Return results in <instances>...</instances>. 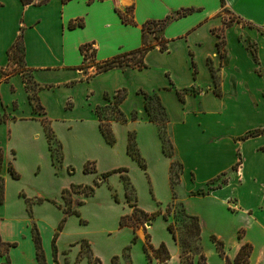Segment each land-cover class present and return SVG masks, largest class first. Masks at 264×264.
I'll return each mask as SVG.
<instances>
[{
  "label": "crops",
  "instance_id": "0c3cea01",
  "mask_svg": "<svg viewBox=\"0 0 264 264\" xmlns=\"http://www.w3.org/2000/svg\"><path fill=\"white\" fill-rule=\"evenodd\" d=\"M225 2L241 21L224 23L221 0H0V264H40L35 226L45 264H56L52 237L58 217L69 215L62 190L84 181L56 173L44 123L60 144L64 166L76 169L80 162L78 168H83L94 159L103 170L134 167L127 151L129 133L149 174H156L159 163L168 183L176 160L180 200L204 227L206 263L226 264L207 240L213 233L224 241L230 261L243 242H250L248 264H264V132L244 137L264 129V0ZM126 7L134 24L118 12ZM190 7L194 10L160 31L166 49L149 35L154 47L145 53L143 68L97 71V63L140 47L146 20ZM83 45H89L84 52ZM26 76L36 86L35 104ZM118 90L125 91L118 105L124 121L113 118L111 109ZM98 107L104 108L113 143L100 129ZM156 109L166 117L172 157L163 150L157 121L150 119ZM33 156L51 164L42 174L46 184L39 187L23 179ZM109 160V167H102ZM73 194L72 201L83 198ZM37 197L42 203L28 208L27 199ZM193 201L204 202V210L192 208ZM44 210L49 213L42 214ZM227 216L241 221L238 225L246 229L242 239ZM135 231L144 241V227ZM164 240L170 252L167 264H182L178 242ZM159 242L152 239L155 247ZM57 264H63L60 255Z\"/></svg>",
  "mask_w": 264,
  "mask_h": 264
},
{
  "label": "rangeland",
  "instance_id": "374dc122",
  "mask_svg": "<svg viewBox=\"0 0 264 264\" xmlns=\"http://www.w3.org/2000/svg\"><path fill=\"white\" fill-rule=\"evenodd\" d=\"M223 14L226 20L237 19L236 16L230 12V10ZM261 19H263V17ZM250 48L254 49V45H251ZM25 82L30 91V98L35 104L34 90L36 86L27 76ZM151 117L153 120L157 121L159 125H166V117L161 110L156 109L151 112ZM165 131L168 136L166 128ZM53 147L56 148L55 154L60 155V150L56 143H53ZM138 153L142 159L144 167H142L133 157V159H135L134 167L130 168L129 166H122L124 169L123 172L103 170L100 166L97 167V162L94 159L86 160L84 162V165L87 162H93L94 168L89 171H85L84 166L83 168H78L80 166V162L77 164L76 169L73 164L70 167L67 166V164L64 166V164H62V161L64 160H62L61 153V160L60 162H57L54 167L56 173L58 175H62L63 171L69 176H80L84 179V181H86H83V184L81 185H91L94 187V190L88 200L77 206L78 214H61L58 217V224L54 231V234L56 233V237L54 242H51L53 246V258L56 264L58 262L59 255L63 264H90L87 257V247L81 246L79 242L81 240H85L89 243L90 253H92V256L97 257L101 264H152V261L156 258L152 257V259L149 260L146 255L144 249L146 234H148L147 241H149L151 245L152 239L160 241L158 246L161 242L165 244L164 238L174 241L173 234L169 229L170 224L173 225L178 239L180 241H186L184 246L187 249L189 247L192 249L194 248V242H190L187 237L188 224L190 220L184 216L181 209V206H183L184 211L188 213L185 209L186 206L183 204V201L180 200L183 191L179 186V172L178 176L174 178L170 177L168 183H165L167 182L166 177L164 176V171L160 168V164H156V174L151 175L148 171L146 159L139 151ZM73 162L76 165L77 160L74 159ZM108 162H110V160L104 162V166H101L109 167ZM48 166L51 167L49 161ZM48 166H46L41 159L36 158L35 156L31 157V159L27 160L25 164L23 179L33 186L39 187L40 185H45L46 182L41 178L42 174L46 173L45 169H48ZM174 170L180 171V166L174 165ZM104 173L107 175L103 177L102 175ZM151 178L154 180V183ZM95 181H97L98 184L94 186ZM126 181L128 182L127 188ZM77 194L79 196L82 195L80 193ZM73 195L74 194L72 193V199ZM78 200L79 199H75L72 201L74 206ZM242 200L248 204L249 200H246L245 196H242ZM42 201L43 200L38 197L35 200L27 199L28 208H30L33 203L34 205L37 203L41 204ZM172 202L176 205H172L169 211L167 208ZM132 204H135L136 207L149 214H153L151 218L144 223V230L146 232L144 241L137 237L135 231L137 228H133V226L129 224L122 226L119 224V220L122 215L132 213ZM190 205L191 207H198L199 209L204 210V202L193 201ZM129 206L132 207V211L129 210ZM41 213L48 214L49 210H44ZM188 214H190V212ZM196 216L200 218L198 215ZM224 218L225 220H228V222H231L230 226L237 225L236 234L238 233V230H242V234H244V230L246 229H244L241 225H238L241 221H239L237 216L235 217L236 219L229 216ZM147 222L149 223L148 225H146ZM36 230L39 235L40 246L43 253L41 236L37 228ZM211 234L213 233H208L207 240L210 243H213L210 239ZM58 236L60 241L56 244ZM78 242L79 244H77ZM223 244L225 250L224 241ZM199 245L200 251L204 255V227L202 225ZM198 251L199 250H194L196 253L194 255L195 264H197L196 261L198 258ZM113 258L115 259L112 263Z\"/></svg>",
  "mask_w": 264,
  "mask_h": 264
},
{
  "label": "trees",
  "instance_id": "16d2710c",
  "mask_svg": "<svg viewBox=\"0 0 264 264\" xmlns=\"http://www.w3.org/2000/svg\"><path fill=\"white\" fill-rule=\"evenodd\" d=\"M22 1H23V3H29L32 0H22ZM63 1H66V0H63ZM130 10H131L130 7H126L124 12L121 10H118V12H119L122 20H124L127 23H133L134 24L135 22L132 20V17L129 15ZM192 10H194V8H192V7L183 8V9H179L178 11H176L175 15H168L164 19H159V20L148 19V20H146L141 25L142 43H141L140 47H138L134 50L127 51V52H122V53L114 56L113 58H110V59L104 60L103 62L97 63L96 64L97 71L98 72L107 71V70L112 69L114 67L123 66V65L129 66L132 68H138V69L143 68L146 65L144 63V60H143L145 53L150 48L154 47V44H152L148 40L149 35L152 34L153 37L155 39H157L160 49H162V50L166 49L167 48V46H166L167 41L162 35H160V31L163 29L165 24L168 21H170L171 19L181 17L182 15H185V14L191 12ZM228 11L229 10L226 7L225 0H221L220 12L226 13ZM233 20L234 19L226 20V18H225L224 23L226 25H229L231 23V21H233ZM236 20L241 21L240 18H237ZM247 23L250 26L253 25L251 22H247ZM70 24L74 25L73 22H71ZM88 47H89V45H83L80 47V49L82 52H84V51H86V49H88ZM92 53H93V50H92ZM84 54L86 55V53H84ZM215 92L217 94H219V91L217 90V88L215 89ZM124 96H125V91L124 90H118L116 95H115V98H116L115 102H114L113 106L111 107L112 112H113V118L121 120V121H124L125 118L123 116V113L120 111L118 105H119L120 101L124 98ZM103 110H104L103 107L97 108L98 117L100 120V129H101L103 135L105 136L106 140L110 143H113L114 142V136H113L112 131L110 129V125H109V123L103 121V118H104L103 117V114H104ZM150 119L153 120L151 115H150ZM158 126H159L160 136L162 138L163 150L168 156L172 157L173 156V146H172V143H171L169 136L166 135L165 125L161 126L158 124ZM44 127H45L46 135H47V138L49 141L50 152H51L53 162L54 163L60 162L61 151H60V155H56L55 154L56 148L53 147V143H56L59 150H60V144L54 139V137L50 131V128L47 126V124L44 123ZM263 132H264V129L252 130V131L248 132L244 137L256 135V134L263 133ZM127 151L129 152V154L132 157H134L139 162V164L142 167H144L142 159L140 158L139 153L137 151V148L135 146L134 135L132 133H129L128 143H127ZM90 165L92 166V168ZM174 165L180 166L179 162H177L176 160L171 161V164H170V177L171 178L178 176V172H179L177 170H174ZM236 167H237V163L233 166V168H236ZM93 168H94L93 162H87L84 165L85 171H89ZM123 170H124L123 168H118L117 170H113V171L121 172ZM12 174L15 176L14 171H12ZM106 175L107 174L104 173L102 176L104 177ZM127 183L128 182L126 181V188H127ZM97 184H98V182L95 181L94 186ZM93 190H94L93 186L81 185V184H72L69 189L62 190V197H63L64 202L66 204V210H65L66 214H73V213L78 214L77 206H79L83 202V199H79L76 202L75 207H73L71 205L72 193H80V194H82V197L84 198V197L92 194ZM1 193H2V190H1V186H0V197H1ZM172 205H176V204L172 202L168 206L167 210L170 211V208ZM132 206H133L132 213L122 215L120 217V220H119L120 226L125 225V224H129V225L133 226V228H137L139 226L144 227V223L147 220H149L153 214H149V213L145 212L144 210L136 207L135 204H132ZM181 209L184 213V216L190 220V222L188 224L187 237L189 238L190 242H194V248L193 249L199 250L198 251V258H197L196 262H197V264H207L206 260H205V256L200 251L199 240H200L201 226H200L199 218L196 215H190V214L186 213L184 211L183 206H181ZM60 227H61V225H60ZM60 227H59V229H60ZM169 229L172 232L174 239L178 242V244L181 247L180 256H181L182 264H195L194 255L196 253L194 252V250L191 247H189L187 249L184 246L186 244L185 243L186 241H180L178 239L172 224L169 225ZM237 236H238V238H242V230H238ZM55 237H56V233L53 236V239H52L53 242L55 240ZM210 239L214 243L215 248H216L217 252L219 253V255L226 260V264H248L249 263V257H250L251 251H252V244L250 242H243L240 245L233 261H230L228 259L227 255L225 254L223 241L220 238H218L217 236H215L214 234L210 235ZM33 240H34L35 247H36V255H37L38 261L40 264H45V261L43 258V253H42L41 246H40L39 235H38V232H37L35 227H34V231H33ZM147 240H148V234H146V243H145L144 249H145L146 255L149 258V260H151L152 257H155L159 262L158 264H167V260L170 257V254H169V251H168L166 245L163 242H161L159 244V246L153 247L149 243V241H147ZM80 244L82 247L83 246L87 247V252H88L87 257H88V261L90 264H101L100 260L97 257L92 256V253H90V247H89V243L87 241L81 240ZM8 245L9 244H5V247ZM0 251H2V252L4 251L3 250V243H1V242H0ZM114 259L115 258H113L112 263L114 262ZM2 264H4V263H2ZM127 264H130V263H127Z\"/></svg>",
  "mask_w": 264,
  "mask_h": 264
},
{
  "label": "water",
  "instance_id": "95a60500",
  "mask_svg": "<svg viewBox=\"0 0 264 264\" xmlns=\"http://www.w3.org/2000/svg\"><path fill=\"white\" fill-rule=\"evenodd\" d=\"M149 223L147 222L146 225H148Z\"/></svg>",
  "mask_w": 264,
  "mask_h": 264
}]
</instances>
